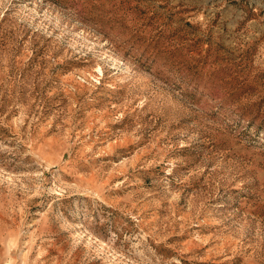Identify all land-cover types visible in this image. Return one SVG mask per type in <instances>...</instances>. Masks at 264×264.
Returning <instances> with one entry per match:
<instances>
[{
	"label": "rangeland",
	"instance_id": "obj_1",
	"mask_svg": "<svg viewBox=\"0 0 264 264\" xmlns=\"http://www.w3.org/2000/svg\"><path fill=\"white\" fill-rule=\"evenodd\" d=\"M0 264H264V0H0Z\"/></svg>",
	"mask_w": 264,
	"mask_h": 264
}]
</instances>
